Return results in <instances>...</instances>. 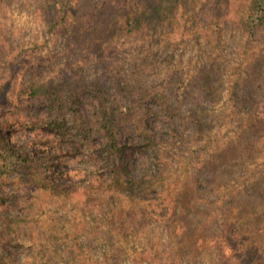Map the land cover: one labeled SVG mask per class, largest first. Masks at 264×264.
Wrapping results in <instances>:
<instances>
[{"label":"trees","instance_id":"trees-1","mask_svg":"<svg viewBox=\"0 0 264 264\" xmlns=\"http://www.w3.org/2000/svg\"><path fill=\"white\" fill-rule=\"evenodd\" d=\"M21 1L39 12L53 40L58 37L63 47L59 55L47 49L37 63L27 56L17 64L18 55L4 52L7 47L0 44V59H5L6 53L9 77L16 82L14 86L0 84V231L7 237L3 245L7 249L0 251V264H12L16 258V252L8 248L11 219L15 216L4 212H14L17 193L24 185L52 195L82 192L86 197L111 198L108 222L132 226L141 219L152 220L153 208L142 196L163 194L168 180L174 179L177 186H187L189 190L210 182L200 175V169L225 149L217 145L218 135L206 128L213 120L206 119L202 111L207 109V100L220 98L223 86L218 84V67L204 63L202 35L208 42L216 41L212 46L215 48L222 45L225 34L238 35L233 39L236 58L227 71V100L231 107L227 116L239 126L233 139L234 146L240 149L239 156L245 154L247 139L249 149V131L264 129V106L258 107L264 100V0ZM158 29L163 36L159 37L161 45L152 50ZM189 47L195 49L198 60L189 57L181 66ZM221 53L217 50L215 55ZM153 59L167 65L163 75L154 69ZM89 64L98 68L93 78L85 74ZM147 66L162 75V81L151 82L150 73L144 70ZM27 71L30 75L24 79ZM148 81L150 85L143 87ZM185 87L179 93V88ZM23 96L41 99L48 106L44 116L31 115L16 121L21 128L47 127V135L37 132L26 142L13 134L5 112L10 103ZM144 100L148 106L137 116L136 109ZM190 100L193 106L185 114L183 105ZM151 113L162 119L168 138L157 132L156 122L153 129L147 120ZM189 122L193 132L187 134ZM127 126L135 127L141 136L140 150L147 156L140 173L128 160L129 144L122 140ZM209 133L211 137H207ZM61 138L72 143L57 147V139ZM258 144L264 145V131L251 145ZM64 154L72 155L73 167H59ZM180 210L178 217L177 204L173 202L169 214L173 226L184 221L190 206L183 204ZM234 220L237 225L236 216ZM237 220L241 227L248 224V216Z\"/></svg>","mask_w":264,"mask_h":264},{"label":"rangeland","instance_id":"rangeland-1","mask_svg":"<svg viewBox=\"0 0 264 264\" xmlns=\"http://www.w3.org/2000/svg\"><path fill=\"white\" fill-rule=\"evenodd\" d=\"M174 31L178 33L177 29ZM155 33L152 50L161 45L159 37H163L161 30L158 29ZM237 38L238 35L233 37L225 34L221 40L222 45L218 44L215 48L212 46L216 41L208 42L205 35H202V45L206 47L204 63H214L218 67V84L223 86L220 98L216 101L207 100V109L202 111L206 119L213 120L206 128L218 135L217 145L220 149H225L211 160V164L209 162L200 169V175L204 179H210V182L189 190L187 186H177L174 179L168 180L163 194L151 192L153 195L142 196L145 203L153 208L152 220L141 219L132 226L130 223L123 226L108 222L111 198L86 197L82 192H75L70 196L52 195L41 189L35 192L34 188L24 185L17 193L14 212H4L11 217L15 216L10 224L11 246L8 244L11 253L16 252L12 264H112L115 261L118 264H264V145H251L264 129L253 128L249 131L251 144L248 149V139L245 140V154L239 156L240 149L233 143L239 126L227 116L231 108L230 101L227 100L230 78L227 71L236 58L233 53L236 41L233 39ZM55 39L53 40L34 7L21 0L0 1V44L7 47L4 52L13 53L14 57L18 55L15 59L17 64L27 56L37 63V59L44 56L47 49H53L59 55L63 44L58 37ZM217 50L222 53L215 55ZM211 54L214 55L210 56ZM3 57L5 59H0V84L7 82L14 86L16 82L9 77L11 71L7 65L6 53ZM189 57L198 60L194 48L189 47L184 52L181 66L187 63ZM152 61L156 63L151 64L152 68L155 64L154 69H158L163 75L162 69L167 65L155 59ZM174 65L175 63L171 64ZM97 69L95 65L89 64L86 76L93 78L97 75ZM144 70L150 73L151 82L162 81V75H156L148 66ZM29 75L27 71L23 78L26 79ZM147 85H150L149 81L143 87ZM182 88H179V93L186 89ZM5 89L6 92L9 85ZM262 91L261 97L264 98V90ZM180 98L182 96L179 100ZM119 99L122 100L120 97ZM19 102L20 107L17 106ZM193 103L191 100L184 103L185 114ZM263 104L264 100L258 103V107L263 109ZM125 105L126 101L122 103L123 107ZM146 106L148 104L144 100L138 105L136 115H142L140 111ZM47 111L48 106L43 100L24 96L5 109L9 123L13 126V134L20 141L24 138V142L35 138L37 132L47 135V127L21 128L19 124H15L16 121H22L24 117L31 115L44 116ZM16 113L21 114L15 115ZM147 120L151 121L153 129H156V122L157 132L164 138L169 137L162 119L157 118L156 114L151 113ZM127 128L122 140L129 144L126 146L128 160L135 164V171L140 173L147 156L140 150L141 136L136 133L135 127ZM185 130L187 134L192 133V123L186 124ZM211 133L207 137H211ZM68 143H72L68 138L57 139V147H67ZM201 152L205 153V150L201 149ZM72 159V155L64 154L59 167H73ZM191 162L196 163L195 159ZM187 183L188 186L191 185V182ZM173 202L177 204L178 217L181 205L190 206L184 221L175 226L169 218ZM242 215L248 216V224L244 227L238 225L237 220ZM2 233L0 231V251H6L7 248L3 245L7 237Z\"/></svg>","mask_w":264,"mask_h":264}]
</instances>
